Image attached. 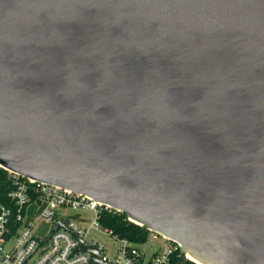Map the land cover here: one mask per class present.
I'll return each instance as SVG.
<instances>
[{
	"label": "water",
	"instance_id": "95a60500",
	"mask_svg": "<svg viewBox=\"0 0 264 264\" xmlns=\"http://www.w3.org/2000/svg\"><path fill=\"white\" fill-rule=\"evenodd\" d=\"M0 165L264 264V0H0Z\"/></svg>",
	"mask_w": 264,
	"mask_h": 264
},
{
	"label": "built area",
	"instance_id": "2783aa9c",
	"mask_svg": "<svg viewBox=\"0 0 264 264\" xmlns=\"http://www.w3.org/2000/svg\"><path fill=\"white\" fill-rule=\"evenodd\" d=\"M0 168L7 172L9 183L8 203L0 205V264H95L94 251L104 264H172L175 256L189 259L179 243L148 228L145 243L121 238L107 224L111 217L126 214L108 204ZM126 220L137 224L127 215ZM102 237L112 243L105 244ZM151 243H157L156 248L150 246L151 252L143 248Z\"/></svg>",
	"mask_w": 264,
	"mask_h": 264
},
{
	"label": "trees",
	"instance_id": "16d2710c",
	"mask_svg": "<svg viewBox=\"0 0 264 264\" xmlns=\"http://www.w3.org/2000/svg\"><path fill=\"white\" fill-rule=\"evenodd\" d=\"M9 191V183L7 182V172L0 168V205L7 204V194ZM121 238L128 239L136 243H145L148 239L147 227H142L126 220L123 217H111L107 224ZM172 264H196L185 257H173Z\"/></svg>",
	"mask_w": 264,
	"mask_h": 264
},
{
	"label": "rangeland",
	"instance_id": "374dc122",
	"mask_svg": "<svg viewBox=\"0 0 264 264\" xmlns=\"http://www.w3.org/2000/svg\"><path fill=\"white\" fill-rule=\"evenodd\" d=\"M101 240L107 245H110L112 243L111 238H108V237H102ZM150 246H153L154 248H156L157 247V243H151L149 245L144 246L143 248L144 249H149V252H151L152 249H151Z\"/></svg>",
	"mask_w": 264,
	"mask_h": 264
},
{
	"label": "bare ground",
	"instance_id": "6f19581e",
	"mask_svg": "<svg viewBox=\"0 0 264 264\" xmlns=\"http://www.w3.org/2000/svg\"><path fill=\"white\" fill-rule=\"evenodd\" d=\"M189 259H190V260H193V258H192L191 256H189Z\"/></svg>",
	"mask_w": 264,
	"mask_h": 264
}]
</instances>
